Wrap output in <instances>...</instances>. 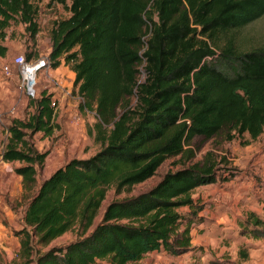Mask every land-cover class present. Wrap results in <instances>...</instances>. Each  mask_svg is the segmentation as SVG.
Listing matches in <instances>:
<instances>
[{
    "label": "trees",
    "instance_id": "1",
    "mask_svg": "<svg viewBox=\"0 0 264 264\" xmlns=\"http://www.w3.org/2000/svg\"><path fill=\"white\" fill-rule=\"evenodd\" d=\"M48 3L69 11L50 29L51 65L61 58L70 63L81 106L96 112L95 139L101 146L87 157L69 158L35 186L36 165L47 152L27 136L53 131V94L41 90L30 97L33 112L10 120L1 158L23 162L13 169L23 190L30 191L20 229L21 264H127L153 250L180 254L194 249L191 225L202 206L192 190L234 174L219 170L210 151L186 164L195 154L192 138L222 134L249 143L264 128V44L242 49L227 34L263 15L264 0ZM37 11L34 0H0V39L12 20L24 22L34 35ZM6 50L0 42V55ZM142 61L145 77L138 81ZM175 155L183 158L181 167L166 170L144 190L112 198L88 232L32 256L33 237L47 244L75 223L87 231L109 185L120 192ZM185 205L184 213L180 207ZM242 231L263 236L264 218L249 211ZM238 253L248 257L243 247Z\"/></svg>",
    "mask_w": 264,
    "mask_h": 264
},
{
    "label": "rangeland",
    "instance_id": "2",
    "mask_svg": "<svg viewBox=\"0 0 264 264\" xmlns=\"http://www.w3.org/2000/svg\"><path fill=\"white\" fill-rule=\"evenodd\" d=\"M34 1L38 4V31L33 35L26 29L24 22L12 20L5 28V37L0 39L7 46L5 55H0V264H21L23 261L20 251L24 234L20 229L23 227L24 208L30 193L23 190L21 176L13 169L23 162L4 161L1 158L10 120L15 116L26 118L34 110L30 97L21 89L16 56L22 54L26 60L49 56L53 22L69 14L67 8L59 3ZM148 34L146 32L144 37ZM227 34L234 35L237 46L242 49L263 45L264 14L246 25L230 29ZM224 40L225 37L221 36L218 43L223 44ZM143 66L144 61L138 64V81L145 77ZM41 90L53 94L56 125L51 133L36 131L27 136L38 150L47 152L43 162L36 165L35 186L69 158L87 157L101 146L95 139L96 112L81 106L83 98L74 84V72L70 63L61 58L56 67L50 63L47 69L40 71L34 97ZM134 100L135 97L133 102ZM191 144L195 154L185 160L186 164L202 160L205 152L210 151L219 162V170H223L225 174H234L228 180L203 184L192 190L196 204L202 206L196 215L198 220L191 225L192 242L196 247L180 254H171L163 249L153 250L127 264H186L197 261L200 264H264V235L255 238L242 231L249 211L253 210L264 218V128L249 143H243L239 137L227 139L224 135L217 134L211 138L194 136ZM182 165L183 158L179 155L169 156L144 181L125 187L120 192L116 191L113 184L109 185L87 231H83L80 224L75 223L71 229L47 244H41L33 237L32 256L51 246L64 245L88 232L100 220L109 200L144 190L156 183L166 170ZM180 210L185 213L189 206H181ZM241 247L247 250V258L239 255L238 249ZM93 264L108 263L98 260Z\"/></svg>",
    "mask_w": 264,
    "mask_h": 264
},
{
    "label": "built area",
    "instance_id": "3",
    "mask_svg": "<svg viewBox=\"0 0 264 264\" xmlns=\"http://www.w3.org/2000/svg\"><path fill=\"white\" fill-rule=\"evenodd\" d=\"M16 62L22 91L27 96L34 97L36 95L37 75L50 66L51 59L49 56H40L26 60L22 54H19L16 56ZM52 103L54 104L55 101H52Z\"/></svg>",
    "mask_w": 264,
    "mask_h": 264
},
{
    "label": "crops",
    "instance_id": "4",
    "mask_svg": "<svg viewBox=\"0 0 264 264\" xmlns=\"http://www.w3.org/2000/svg\"><path fill=\"white\" fill-rule=\"evenodd\" d=\"M191 235H192V232H191ZM191 241H192V239H191ZM194 242H192V244H193Z\"/></svg>",
    "mask_w": 264,
    "mask_h": 264
}]
</instances>
